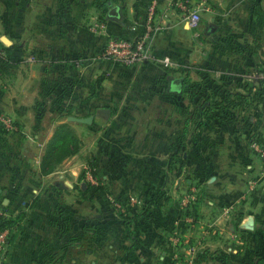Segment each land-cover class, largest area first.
<instances>
[{
	"label": "crops",
	"instance_id": "1",
	"mask_svg": "<svg viewBox=\"0 0 264 264\" xmlns=\"http://www.w3.org/2000/svg\"><path fill=\"white\" fill-rule=\"evenodd\" d=\"M11 1L16 9L6 7L4 16L22 25L35 3V16L49 25L47 35L60 41L33 45L23 40L18 46L19 42L8 36L10 45L16 46V54L23 49L27 54L36 51V59L29 60L25 68L22 63L28 60L21 57L17 69L5 75L10 87L17 80L23 87L37 82L48 64L60 74L62 65L77 59L76 65H71L76 75L84 70L100 74V86L109 87L110 99L115 103L98 104L91 112L93 121L100 125L97 139L89 146L93 151L89 161L91 175L68 161L81 149L48 173L40 171V152L30 158L35 163L33 172L24 171L8 186L0 185V208L16 223L9 259L4 264H71L82 253L93 256L90 264H172L175 250H179L173 236L197 238L196 233L201 232L195 228L200 230L203 225L215 229L211 236L203 232V238L211 237L212 244L223 248L218 249V258L226 255L233 262L241 258L245 253L237 254L232 245L241 243L242 234H252L259 242L257 250L264 255V222L259 224L253 211L256 202L264 201V181L255 190L247 191L248 180L261 175V161L251 148V141L264 140V75L253 71L251 59L244 63L252 72H242L229 54L226 62L230 69L219 74L217 56L225 50L219 47L216 35V29L223 25L221 19H226L229 31L235 27L234 19L243 18L244 31L263 30L262 53L264 0H5L4 6ZM192 9L207 18L199 23L200 35L196 37L186 19ZM253 17L261 18L258 27L251 20ZM148 28L153 35L152 58L125 65L103 55L109 35L132 39ZM42 51L47 56L48 52L55 53L42 59L37 57ZM193 55L195 59L191 58ZM163 56L178 60L186 71H199L190 81L226 83L224 87L238 102L231 108L232 116L223 120L216 111L201 126L194 130L193 126L188 127L184 90L189 83H184L183 76L184 85L177 84L175 75L157 65ZM149 68L155 72L146 73ZM28 93L20 90L18 106L29 103ZM238 94L244 99L241 103ZM39 95L36 89L33 101ZM1 96L5 98L6 94L0 90ZM9 96L17 100L12 91ZM84 96L90 98L91 91ZM35 107L32 109L36 113ZM100 107H108L110 115H100ZM190 146L195 149L193 156L188 154ZM66 161V167H61ZM189 162L196 169L192 178L186 175ZM244 172L249 176L242 177ZM190 186L198 192L192 224L184 220L178 207V197ZM134 198L145 203L148 212L134 220L137 238L132 242L124 233L121 212L134 209ZM227 206L230 210L224 213ZM262 209L264 216V203ZM250 218L253 227L247 226ZM92 227L99 232L93 233ZM80 236L85 242L93 240L91 248L80 245ZM196 240L203 242L200 236ZM64 253L66 259L61 262Z\"/></svg>",
	"mask_w": 264,
	"mask_h": 264
},
{
	"label": "rangeland",
	"instance_id": "2",
	"mask_svg": "<svg viewBox=\"0 0 264 264\" xmlns=\"http://www.w3.org/2000/svg\"><path fill=\"white\" fill-rule=\"evenodd\" d=\"M3 1L0 0V44L8 45V43H4L1 36L7 35L12 40L14 39L18 46L19 44L24 40L25 42H28V44L35 43H48V42H59L60 40L54 39L51 35L50 37L47 35L49 31H46L49 28V25L43 23L42 20H38V18L35 16L37 11L35 8V3L33 4L34 9L32 10V13L28 15V18H26V21L24 20V23L20 25L18 20L11 19L7 16H4L6 7L15 10V6L13 1H11L9 4L4 6ZM7 10V11H8ZM256 10H259V8H256ZM42 14V11H40ZM201 15V14H200ZM256 18V19H255ZM253 17L251 20L254 19V25L258 27L260 24L261 18L259 17ZM226 19H221V22H223V25L221 27H218L216 29V35L218 36L217 39H219L221 42H235L236 44H242L244 42H247L249 40H252L253 35L257 32V29H255L253 32H248L243 30L244 26V19L243 18H236L235 20V27L227 30V25L224 23ZM206 22L207 18L201 17L200 22ZM226 27V28H225ZM50 30V29H49ZM259 30V29H258ZM194 34V33H193ZM196 37V34H194ZM216 36V37H217ZM249 39V40H248ZM15 42V43H16ZM24 45V44H23ZM21 49V46L19 47ZM24 60H27L26 52L24 51ZM22 53L21 55H23ZM55 52H51V57H53ZM38 55V54H37ZM40 56H45L44 51L40 53ZM50 56H48L50 58ZM227 52L223 51L218 54V61L219 64L217 65V70H219V74H224L227 72L230 67L227 64ZM166 56H163L160 60L161 62H157V65H161L159 67H163L166 69L170 75H175L176 78L179 77H187L189 80L195 79V74L199 73V71H196L195 68H191L186 71V68L183 67L181 63L178 62V60H175L170 57L171 61L175 63V67L166 66L165 62H163V58ZM168 57V56H167ZM191 58L195 59V56H191ZM113 59V58H112ZM115 60V59H114ZM117 61V60H116ZM30 61L23 62L22 68H25L27 63ZM155 71L153 69H148L146 73L153 74ZM207 73H210V71H206ZM57 74V70L52 65H46V68L43 70V73L39 74L38 81L36 82H30L26 84V87H23V83L18 82V80L14 83H8L7 77L5 75H0V90L6 94L5 98L2 96L0 97V115L1 113H7L15 120V123L17 124L18 129L15 131H7L2 128L1 120H0V185H6L8 186L11 182L14 180H18L20 173L26 171L29 173V171L33 172L35 163L34 160L31 161V157L35 156L36 154H39L40 152H43V143L44 141H47L48 137L52 135L53 129L52 124L54 123L53 117H56L59 112L66 111L68 108H71L73 112H76L80 115H89L91 112L95 110V108L98 106V104L101 103H109L111 105L114 104V99H110V92L109 87L104 86L101 87L97 83L98 76L100 75L95 71L90 70L87 72L84 70V72H79L75 77V84L73 87V90L70 94L63 93L62 96L57 97L58 104H56L53 101V98L56 96H53L52 99L46 100L45 102V111L41 114H37L33 111V107L36 105L37 101L41 99L42 93L40 90L41 83L43 82V78L45 77H55ZM103 75V73H101ZM18 76V75H17ZM6 77V78H5ZM221 85H225L226 83L219 82ZM27 90L29 93V103L24 105L23 107L18 106L19 102L21 100L19 99V93L20 90ZM36 89H39L40 95L39 98L36 99V101H33V95L36 91ZM12 91V93L17 96V100L11 99L9 96V93ZM91 91V97L87 98L84 95ZM73 93V94H72ZM71 94L74 96H71ZM31 99V100H30ZM189 102V101H188ZM32 103V104H31ZM55 103V104H52ZM61 104L63 107V110L59 111L56 109V106ZM190 106V104H189ZM58 107V106H57ZM29 110H32V114L29 113ZM35 120V121H34ZM67 120V119H65ZM101 121V120H100ZM72 128L74 132L76 133L78 137V142L80 145V152L77 153V155H74L68 159L71 163H75L76 169H78L81 172L87 171L88 169H92L91 165L89 164L90 158L93 156V151L89 150L90 144L94 143V141L97 139L96 134L97 131L100 129L99 122L93 121L91 124L86 123H78V122H72ZM52 130V131H51ZM194 133V132H193ZM34 135H36L34 137ZM47 143V142H46ZM43 148V149H42ZM189 155H194V147L190 146L187 148ZM181 153V152H180ZM66 161L61 167H66L68 164ZM246 170V167L244 168ZM248 169V168H247ZM195 165L192 164V162H189L186 166V175L189 178L194 177L195 175ZM249 176L246 172L243 173L242 177ZM85 179V178H84ZM247 179V178H245ZM264 193V190H263ZM0 194V199H1ZM263 200V199H262ZM263 202L260 201L255 203V207L253 208V211L257 213V222L260 224L264 222L261 217V212L263 211L262 206ZM1 205V203H0ZM258 205V206H257ZM257 206V208H256ZM260 213L261 217L258 216ZM225 230L224 232L227 233V226H224ZM196 231H200V233H196L197 238L202 237L203 242L200 243L199 252L197 255V264H244L245 261L248 264H252V261L255 259L254 257H257L261 255L259 252L260 246L259 242L256 240V238L250 234L242 236L241 243L238 242L236 245H232V248H236L239 252L237 254L241 255L243 252L245 253L241 258H237L235 262L231 261H221V258H218L216 254L219 250H223L222 247H220L217 243H211L212 238H203V232L207 231L206 235L211 236V230H215L214 227L209 226H202L201 229L195 228ZM258 230V229H257ZM193 231V230H192ZM256 232V230H255ZM258 234V233H256ZM189 238V237H188ZM196 236L192 235L191 238H189L190 242H194V240L197 239ZM80 239V244L84 243V237L78 238ZM207 239V241H206ZM223 244V242H221ZM223 245H227L226 243ZM239 245V249L237 247ZM259 248V250H257ZM241 250V251H240ZM78 253V252H76ZM234 255V252H232ZM246 256V257H244ZM92 257L83 256V253L81 256L77 255L75 262L71 264H90V260ZM231 260V259H230ZM244 260V261H243ZM66 264V263H63ZM174 264V261L172 262Z\"/></svg>",
	"mask_w": 264,
	"mask_h": 264
},
{
	"label": "trees",
	"instance_id": "3",
	"mask_svg": "<svg viewBox=\"0 0 264 264\" xmlns=\"http://www.w3.org/2000/svg\"><path fill=\"white\" fill-rule=\"evenodd\" d=\"M198 30V28H196ZM263 30L259 29L257 32L253 35L252 40H249L247 42H244L242 44H236L235 42H221L219 39L217 40V43L219 44V47H222L223 50L227 52V54L232 55L233 60L235 63L239 66H241V71L243 72H252L250 69H248V65L244 63L245 59H251L253 61V71H256L258 74L264 75V62L260 63L261 54L264 52L260 51L262 44H263V36H262ZM200 35V33H199ZM198 35V36H199ZM2 53L0 54V75H7L13 73L17 67L20 64V59H24V55H21L22 52L25 50L23 49L20 54H16L17 49H15V45H4L0 44ZM29 54L33 55L36 59V51L32 50L30 53L26 54L28 56ZM24 57V58H23ZM37 57H41L42 59L49 58L48 56H40L37 55ZM77 59H73L69 63H65L61 66V73L57 74L55 77H45L43 78V82L41 83L40 90L42 93L41 99L37 101L35 111L37 114H41L45 111V102L46 100H50L53 98V96H56L53 98V101L58 104L57 97L62 96L64 92H70L75 84V77L76 73L74 69H72V66L76 65ZM72 65V66H71ZM75 68V67H74ZM69 72V75L68 73ZM102 76H99L97 79L98 85H100ZM182 78V77H179ZM183 81V78L181 81L176 82L177 84H183L188 82L189 85L187 88H185L184 93L187 96L188 102V127L193 126L199 127L205 122V119L218 111V113L221 114V118L223 120H228L232 115L231 108L234 107L235 98L233 97V93L226 87L225 85H221L219 82L215 85V83H206V82H199V81H190L187 77L184 79V83H181ZM238 94L237 98L240 100L241 103L244 101L243 97H239ZM261 100H263L261 98ZM264 101V100H263ZM52 103V104H55ZM190 104V106H189ZM58 106V107H57ZM56 109L61 111L63 110V107L61 104L57 105ZM68 115H78V116H87V115H80L77 113H74L71 108H68L66 111L59 112V114L56 117H53L54 122H57L54 126L53 133L48 139L43 152L41 154L40 159V171L41 173H48L52 170H54L64 158L67 156H71L77 152H79L80 145L78 142V137L76 133L74 132L72 128V122L65 120L67 119ZM90 115V114H89ZM93 123V122H92ZM36 135H34L35 137ZM178 155V153L175 154V156ZM175 156L173 155L170 159V166H172V163L174 162ZM179 158L181 155L178 156ZM178 160V159H177ZM181 166L184 165V162L180 163ZM83 173H86L84 170ZM198 199V198H197ZM196 202L193 203L192 208L188 210L189 213L193 214L194 217V207ZM3 208V207H2ZM148 212L147 205L143 202L140 204H137L132 211H122L121 215L124 219V233L127 235L132 242L136 241L137 235L134 231V220L137 218H141L145 216V214ZM15 220L13 217L7 215L6 213H0V230H2L5 227H12L15 228ZM95 227V226H94ZM92 227L93 233L99 232L97 228ZM16 232V231H15ZM245 233V232H244ZM245 234H242L244 236ZM249 236V234H246ZM15 237V233L12 235L13 240ZM82 238V236H80ZM80 240V239H79ZM94 244L93 240H89L88 242H85L83 244H80L81 246H85L88 248H91V246ZM134 244V243H133ZM239 249V245H237ZM132 248L129 247L128 251H130ZM241 251V250H240ZM66 252V251H65ZM239 252V251H238ZM221 261H231L229 257L226 255L220 256ZM255 259L252 261V264H264V255H259L257 257H254ZM66 259V253L61 257L60 261L64 262Z\"/></svg>",
	"mask_w": 264,
	"mask_h": 264
},
{
	"label": "built area",
	"instance_id": "4",
	"mask_svg": "<svg viewBox=\"0 0 264 264\" xmlns=\"http://www.w3.org/2000/svg\"><path fill=\"white\" fill-rule=\"evenodd\" d=\"M181 6H184L183 2H180ZM154 6L150 8V15L153 13ZM186 19L188 26L195 30L196 36L199 32L196 30L198 28L201 15L198 10L192 9L186 14ZM96 26V25H95ZM153 40V35L148 28L143 34L135 38H126L120 36L109 35L104 46L103 55L113 58L125 65H132L136 63L144 62L145 60L152 58L151 44ZM2 53L0 46V54ZM35 58L33 55L29 54L27 60L33 61ZM163 62L166 66L175 67V63L171 61L170 57H164ZM2 128L7 131H15L18 129L15 120L10 117L7 113H1L0 115ZM251 148L256 152L261 161V175L257 177H252L248 180L247 191L251 192L255 190L259 182L264 181V140L253 139L251 141ZM86 174L91 175V170L88 169ZM198 198V192L194 186H190L188 189L183 191L178 197V207L180 212H182L184 220L192 224L195 221L193 214L189 213L188 210L192 208L193 203ZM135 204H140L139 200L134 198ZM230 207L224 208V213H228ZM0 213H4L3 209L0 208ZM15 233V228L5 227L0 230V264H4L9 259V249L12 243V235ZM173 242L179 247V250H175L173 256L174 264H197V255L200 248V241L194 240L190 242L189 238L181 235H174ZM180 247L182 249L180 250ZM181 251V253L179 252Z\"/></svg>",
	"mask_w": 264,
	"mask_h": 264
},
{
	"label": "water",
	"instance_id": "5",
	"mask_svg": "<svg viewBox=\"0 0 264 264\" xmlns=\"http://www.w3.org/2000/svg\"><path fill=\"white\" fill-rule=\"evenodd\" d=\"M1 38L4 41V43H8V45H10L12 43L11 39L7 35H2ZM181 80H182V78H176V79H174V82H179ZM98 113L102 116H109L110 115V109L108 107H100L98 109ZM67 120L71 121V122L91 124L94 120V114H90L87 116L68 115ZM253 223H254L253 219L250 218L247 226L253 227Z\"/></svg>",
	"mask_w": 264,
	"mask_h": 264
}]
</instances>
